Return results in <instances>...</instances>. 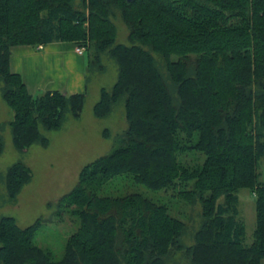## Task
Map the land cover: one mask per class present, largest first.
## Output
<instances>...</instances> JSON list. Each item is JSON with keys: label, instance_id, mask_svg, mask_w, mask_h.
<instances>
[{"label": "trees", "instance_id": "1", "mask_svg": "<svg viewBox=\"0 0 264 264\" xmlns=\"http://www.w3.org/2000/svg\"><path fill=\"white\" fill-rule=\"evenodd\" d=\"M118 14L131 46L117 43ZM55 43H89L88 69L102 71L105 53L117 62L118 79L112 91L101 89L93 112L106 118L126 97L128 128L57 201L55 218L69 212L79 220L63 258L55 261L36 244L44 220L21 228L4 217L0 264H167L177 252L188 264H262L264 0H0V85L14 113L10 126L19 152L34 144L47 148L40 126L59 131L68 113L78 119L84 109V93L32 95L11 70L13 47ZM3 150L0 135V155ZM193 151L204 155L202 165L180 161ZM123 175L153 191L181 187L179 199L199 200L202 223L194 245L184 248L186 226L167 205L141 193H107ZM32 178L23 163L8 169L11 201ZM241 189L256 196L251 246L244 244L246 227L239 220Z\"/></svg>", "mask_w": 264, "mask_h": 264}, {"label": "rangeland", "instance_id": "2", "mask_svg": "<svg viewBox=\"0 0 264 264\" xmlns=\"http://www.w3.org/2000/svg\"><path fill=\"white\" fill-rule=\"evenodd\" d=\"M113 22L117 28V43L131 46L128 39L129 30L121 15L113 18ZM85 44L89 48V43ZM152 54L157 62L159 61L160 67V56ZM84 55L88 60L87 54ZM102 64V71L95 66L87 69V89L84 90L86 101L81 117L76 119L68 113L59 131H49L40 126L41 134L50 141L47 148L34 144L24 152L16 150L10 126L14 113L3 100L0 85V135L4 143V150L0 155V220L13 217L21 228L33 225L40 218L44 220L35 242L45 251L51 252L55 261L63 258L69 238L79 228L78 218L71 216L69 212H65L61 217H54L57 201L76 186L83 167L110 153L116 146L118 136L128 128L126 97L114 104L106 118L99 119L94 115L93 109L100 99L101 89L112 91L119 74L117 62L107 53L102 55ZM161 70L165 74V70ZM197 138L195 135L194 140L197 141ZM180 161L190 166H199L204 163L205 157L193 151L180 157ZM16 163L28 166L32 170L33 178L23 188L17 200L11 201L6 187V175L8 169ZM258 174L259 182H264V160L259 163ZM180 190L181 187L162 191L149 190L133 183L129 176L125 175L113 180L106 187L109 194L121 196L127 193H141L167 205L170 215L186 226L181 242L187 249L194 245L195 234L201 227L202 205L199 200L189 203L179 199L176 193ZM238 197L239 220L246 227L244 244L251 246L256 228V196L249 189H241L238 191ZM167 264H188V260L182 252H177L169 258Z\"/></svg>", "mask_w": 264, "mask_h": 264}, {"label": "crops", "instance_id": "3", "mask_svg": "<svg viewBox=\"0 0 264 264\" xmlns=\"http://www.w3.org/2000/svg\"><path fill=\"white\" fill-rule=\"evenodd\" d=\"M75 48L74 43L49 44L43 49L16 46L11 50L10 67L23 77L32 95L46 91L83 94L88 61Z\"/></svg>", "mask_w": 264, "mask_h": 264}, {"label": "built area", "instance_id": "4", "mask_svg": "<svg viewBox=\"0 0 264 264\" xmlns=\"http://www.w3.org/2000/svg\"><path fill=\"white\" fill-rule=\"evenodd\" d=\"M87 46L88 45L85 43L76 45V48H75L76 53L78 55H84L86 53ZM39 48L43 49V46H40Z\"/></svg>", "mask_w": 264, "mask_h": 264}]
</instances>
